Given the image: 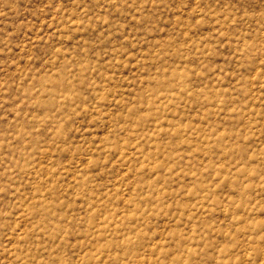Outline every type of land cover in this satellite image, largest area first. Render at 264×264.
<instances>
[{
	"label": "rangeland",
	"instance_id": "374dc122",
	"mask_svg": "<svg viewBox=\"0 0 264 264\" xmlns=\"http://www.w3.org/2000/svg\"><path fill=\"white\" fill-rule=\"evenodd\" d=\"M0 264H264V0H0Z\"/></svg>",
	"mask_w": 264,
	"mask_h": 264
}]
</instances>
